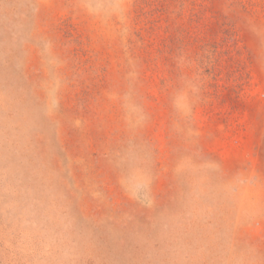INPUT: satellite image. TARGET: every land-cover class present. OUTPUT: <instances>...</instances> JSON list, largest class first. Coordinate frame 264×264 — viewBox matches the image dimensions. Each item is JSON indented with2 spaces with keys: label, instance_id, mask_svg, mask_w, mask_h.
<instances>
[{
  "label": "rangeland",
  "instance_id": "obj_1",
  "mask_svg": "<svg viewBox=\"0 0 264 264\" xmlns=\"http://www.w3.org/2000/svg\"><path fill=\"white\" fill-rule=\"evenodd\" d=\"M0 264H264V0H0Z\"/></svg>",
  "mask_w": 264,
  "mask_h": 264
}]
</instances>
